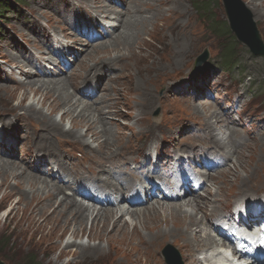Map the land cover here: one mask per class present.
Returning a JSON list of instances; mask_svg holds the SVG:
<instances>
[{
    "label": "rangeland",
    "instance_id": "1",
    "mask_svg": "<svg viewBox=\"0 0 264 264\" xmlns=\"http://www.w3.org/2000/svg\"><path fill=\"white\" fill-rule=\"evenodd\" d=\"M19 1L21 4L14 5V9H9L4 17H0V160H16L26 172L46 178L51 183L80 187V183L59 162H63L67 151L71 152L72 158H80L81 152L76 151L80 150L104 164L106 157L125 147L135 148L138 145L143 149L142 153L151 157L154 154L153 145L157 144L152 142L151 137L166 132L176 133V137L172 147L165 149L164 153L173 155L174 152H187L180 141L195 134L200 122L215 127V119L203 115L206 107L215 105L217 110L229 116L228 121L235 128L236 139L244 143L238 144L240 148L233 152L234 157L230 158L220 174L212 172L214 175L212 181L208 182V190L204 189L194 195L209 202L204 205L198 218L201 215L207 218L214 203L224 213L228 206L232 207L238 202V198L232 197L246 192L253 194V199L257 191L264 189V118L261 119L264 107L256 109L257 104L264 102V57L252 54L242 44L243 47L237 49L239 67L232 77L226 73L228 68L222 64L225 60L222 53L224 49L230 51L236 47L222 32L229 24L222 0H164V3H161L162 0H114V3L112 0H101L102 6L104 3L112 4L113 11L102 12L100 15L94 0ZM243 1L252 10L264 40V0ZM128 2L131 9L124 12ZM165 12L171 15L166 25L167 22L161 19V13ZM140 13L145 18L136 17ZM117 17H123L125 21H137L136 24L140 25L134 28L132 45L125 46L117 37L118 31L126 30L125 26L118 29L114 38H107L105 43H96L97 36H102L99 31L109 34L104 24L114 23ZM84 24L95 30L80 31L79 27ZM100 25L104 30H101ZM138 35L145 38L141 47L136 43ZM88 41L91 46H87ZM38 45L42 47L36 48ZM84 46L88 50L81 51L80 48ZM205 49L210 51V55L196 70V59ZM90 52L92 57L83 61L84 53ZM22 53L28 57H20ZM60 61L66 72L61 71L62 65L57 66L56 62ZM19 63L22 66L19 67ZM111 64H117L121 71L118 72ZM102 66L103 76L93 74L88 81L80 80ZM37 69L40 73L35 72ZM27 77L28 81L54 77L63 80L67 77L69 90L74 93L73 97L80 107L92 103L104 106L99 112L93 110V123L89 122L93 128L89 129L84 124L74 126L78 112L71 121L70 117L64 115V109L60 108L52 114V119L60 122L65 131L78 132L83 137L77 140L79 137L73 134L58 137L49 134L43 126V118L25 108L34 104L45 115H50L49 107L41 105L46 90L31 92L25 80ZM98 84L100 91L95 88ZM253 93L255 95L252 98ZM107 100H111L113 106L105 104ZM103 115L106 116L103 119L106 126L116 136L113 144L107 147L102 146V139L93 136L94 132L101 129L97 118ZM186 122L189 124L187 132H176ZM215 129L219 137L228 141L225 138L228 131H221L217 127ZM149 142L154 143L152 147H148ZM61 146L66 147V150ZM46 150L49 153L56 150L57 156H48ZM137 156L138 153H133L126 157ZM144 160L149 161L146 158ZM152 163L150 159L138 172H150L153 169ZM129 169L132 171L134 166L130 164ZM102 172L104 170H98V173ZM113 174L115 181V177L121 178L123 175L120 172ZM236 174L241 176L240 179H235ZM132 180L133 177H130L128 181L120 179V182L129 186ZM85 181L92 182V178ZM39 187L41 184L36 188ZM26 188L29 192L37 190H31L29 186ZM99 189L104 191V188ZM65 193L72 196L74 188L67 187ZM210 195L217 196L213 198ZM2 196L3 193H0V201ZM74 196L90 207L97 206L100 209L104 206L95 201L82 200L79 194ZM18 199L19 195L16 194L7 205L0 207V259L6 264H167L163 250L168 245L178 251L183 264H189L192 252L206 248L209 244L200 237L195 226L191 232L193 236L198 235L201 241L191 238V244L188 243L187 238L191 236L180 232L176 234V226L171 220L168 226L165 224L160 229L175 231V236L170 235L172 238L165 239L158 248L146 240L138 243L134 241L130 246L118 242L115 247H109L107 240L99 241L92 237L96 235V232L91 231L94 228V217L89 216L83 226L57 225L53 222L34 225L23 219V210L12 211ZM117 199L113 198L114 201ZM156 200L151 198L149 202L155 203ZM160 201L184 203V200ZM128 207L125 204L123 210L115 211L128 223L130 229L139 226L146 239L156 233L145 229L147 219L140 214L132 216L127 211ZM73 229L80 231L78 236L72 234ZM88 231L92 232V236ZM99 242L105 248V254L85 255L81 252V245L94 246Z\"/></svg>",
    "mask_w": 264,
    "mask_h": 264
},
{
    "label": "bare ground",
    "instance_id": "2",
    "mask_svg": "<svg viewBox=\"0 0 264 264\" xmlns=\"http://www.w3.org/2000/svg\"><path fill=\"white\" fill-rule=\"evenodd\" d=\"M129 1L131 2V0ZM93 2L96 7H99V10H97V13L99 15L102 12L110 13L111 11H113L112 4L104 3V5L102 6L100 5L101 0H94ZM111 2L114 3V0H112ZM161 3H164V0H162ZM130 6L131 4L129 3L128 7L126 8L124 12L130 11L131 9ZM255 7L253 6V8ZM136 17L145 18V16L141 13L137 14ZM170 18H171V15L169 13H166V12L161 13V19L167 22L165 23V25L169 24ZM136 22L130 21V20L125 21L123 17L121 18L117 17L116 21L114 23H111L110 26L106 28L109 31L108 36H104L105 34L103 33V31H99V33L102 34L104 39L98 37L95 39V42L98 43L102 41L100 43H103L104 41L105 43L107 38L108 39L114 38L115 33H117L118 29L121 28L122 26L123 27L125 26L126 30L121 31V32L118 31L119 33H117V37L119 36V38L122 40V43L125 46L126 45L130 46L132 45V42H133L132 37L135 31L134 28L135 27L139 28L138 26H140V25H137ZM79 28L81 29V27ZM67 37L69 36L67 35ZM138 39L139 40L136 42L137 46L139 47L143 46L145 38L142 35H138ZM88 45L91 46L92 44H90V42L88 41L87 46ZM96 45L93 44V46H96ZM41 47L42 46L38 45L36 48H41ZM80 50L86 51L88 49H86L84 46V47H81ZM94 50H96V48ZM91 54L92 52H90L89 54L84 53L83 57L85 58L83 59V61L86 58L90 57ZM20 57H24L26 59L28 55L22 53L20 54ZM56 63H57V66H61V65L63 66V68L61 67V71L66 72V68L62 61L56 62ZM111 65H113L114 69H116L118 72L121 71V68L117 66V64H111ZM20 66H22L21 63H19V67ZM102 67H99L98 69L94 68L95 70L93 69L94 71L90 72L91 74L81 77L80 80L88 81V79H90L93 74L94 75L101 74L103 76L104 66ZM35 72L40 73L38 72V69ZM63 72L61 73L59 72V73L62 74ZM25 80H27L26 83L30 87L29 90L31 92L37 93L38 91L40 92V90H46V94L44 95L42 99L41 105L49 107L50 115H45L42 112V110L36 107L34 104H30L26 106L25 108L28 109L31 113L35 115L36 114L39 115L41 119L43 118L44 128L48 131L49 134L52 133L56 137L60 135H68V134H73L79 137V138L76 137L77 140L83 137V135L78 132H72L71 130L65 131L60 122H57L54 119H52V114L56 112L58 109L60 108L64 109V115L67 117H70L71 121H73V119L76 118L74 116H75V113L78 112L76 113L78 116V119L75 121L74 126H77L78 124H84V125H87L89 129H92L93 125L89 124V122H91V120L93 119V110L99 112L102 110V108H104V106L102 105L95 106L93 103L83 105L82 107H80V104H77L78 101L75 100L73 97L74 93L69 90L70 83L67 77H64L63 80H59L54 77V78L47 79V80L42 79V80H34V81L33 80L28 81V77H27ZM80 80L78 81V84L80 83ZM58 81H61V82H58ZM95 88L97 89L99 88L98 90L100 91L101 90L100 84L96 85ZM73 91L75 92V88L73 89ZM110 102L111 100H107L104 103L105 104L109 103L108 106H113V104H110ZM203 115H205V117L207 116V117H211L215 119V124H216L215 127L214 125H210L207 122L206 123L200 122L199 127L197 129V131L198 130L199 131L196 134H190L183 141H180V144L187 146L189 151L193 154L191 157L194 159L198 156L199 161L201 163L207 162V159L203 160L204 157L206 156L205 155L206 152L199 156L197 155L198 151L199 150L209 151L210 147H214V149L217 151L228 153L230 155L229 157L231 158L234 157L233 152L237 150L238 148H240L238 144L243 143V142L240 140L238 141L236 139L237 137L236 131L234 127L230 125L228 121V117L221 114L217 110V107L213 105L212 107H206ZM104 118H106V116L104 115L101 116V118H97L98 122L101 124L100 126L101 129L99 130V132L98 131L94 132L95 135L93 136L96 137V139H99V140L102 139V146L105 145L107 147L108 145L113 144L116 136H113L112 130L108 127V125L106 126V123L103 120ZM188 125L189 124L186 122V124H184L181 127V129H179L176 132H179V133L187 132V129L189 128ZM216 127L219 128L221 131H224V132L228 131L227 132L228 135L225 137V138H228V141H226V139H223V137H219V134L215 132ZM175 134L176 133L161 132L158 135L151 137L152 142L160 143L161 146L157 147V152L160 155H164L165 147H172L173 143L175 142V137H176ZM141 140L142 139H138L137 141H141ZM152 142L148 143V147H152L153 145ZM61 148L66 150V147L61 146ZM77 151H80V150H77ZM142 151L143 149L139 147L138 145L135 148L125 147L121 151L115 153L114 155L106 157L107 160H106V163L104 164H103V161L102 162L97 161L96 159H94L93 157H90L88 154L82 151H80L82 153V156L80 158H72L71 152L67 151V154L65 158L63 159V162L59 161L61 165H64L63 167L65 171H67L69 174L74 176L76 179L84 180L87 178H92L94 182L97 181L98 185H101L104 187V189L110 191L111 195H104V194L99 195L101 201L104 203V206H101L100 209L97 206L90 207L89 205H86L85 203L80 202L75 198L74 195L79 194L82 196V200H88V201H93V202L94 200L97 201L96 198L94 197H91L94 200L89 199L90 196L82 193V190L79 187L70 186L68 184L61 185V184L54 183V182L51 183L47 181L46 178L43 179L41 176L26 172L21 166V164L18 163L16 160L2 159L0 160V193H3V196H2V200L0 201V207L7 205L9 200L13 196L18 194L19 199L13 205L12 211L18 212L20 210H23L24 212L23 219L31 222L34 225L36 224L46 225L44 223L53 222L57 225L62 223L63 225H68V226L73 225V224L83 226L89 216L94 217L93 218L94 228L91 231L96 232V235L94 234V236H92V232L88 231L89 235H91L93 238L99 241L107 240L109 247H113V246L115 247L116 243L118 242L121 243L122 245L130 246L134 243V241L138 243L143 240H146V241H149V244H151L153 247L158 248L165 241V239L171 237L170 235L175 236V231H176V234L180 232V234H184L185 236L186 235L191 236L190 238H187L188 243H190V240H192L191 238L199 241L200 238H198V235L195 234L193 236L191 232L193 230V226L197 227L196 231L197 233L201 235L200 237H202V239H205L210 244V245L208 244L207 247L209 248L214 247L216 244V239L211 234V232L206 230V228L207 229L213 228V226H210V220L214 212L218 210V205L212 207V209L209 211L207 215V218L205 217V215H201V218H198V215H200L202 210H204L203 209L204 205L207 204L208 201L205 199L203 200L202 198L199 199V197H195L192 195L187 196L185 198H182L179 196L176 197V198H181V199H174V197L169 199V200H184V203L183 202L180 203V201H177V203H170V202H165V201L161 202L159 199H157L155 203H152V202H149L151 193L147 191L145 193L146 197L144 199L141 198L142 199L141 202H140V198L135 199L134 201L128 202L127 198L129 196L128 193L130 191L131 185L126 186V185H123L119 181H114L113 179L114 174L112 173L122 172L123 176L121 178L125 180L129 179L128 174L136 176L135 171H128L127 165L134 163L136 165L134 169L137 170V169H140L141 167H144L148 161L145 163V160L139 157H126V156L133 154V153H138V155L141 156ZM47 155L56 157L57 156L56 150L51 151V153L47 151ZM169 156L170 154H167V158ZM166 161L167 159L163 161V163L165 164ZM169 161L170 160H168L166 164ZM95 167H98L97 173L95 172ZM98 170H104V172L98 173ZM223 170L224 169L219 170L218 174H220ZM260 171H263V169ZM213 175L214 174L212 173L208 174L209 181H212ZM234 176H235V179L237 180L240 179L241 177L239 174H236ZM40 184H41V187L37 189L36 187ZM92 184L97 186L96 183H92ZM27 186H29L31 190L32 189H37V190L29 192L26 188ZM67 187L74 188V194L72 196H69L65 193V189ZM263 192H264V189L261 191H257L254 195H259ZM152 195L153 194H151V196ZM240 195H242L243 197H246L245 199L246 202L247 201L250 202L249 201L250 199L248 198L249 197L251 198L253 194H248L246 192H243V193L236 195L235 197H239ZM112 197H117L121 199L120 201H114ZM125 204L129 205L128 209L127 208L125 209H127L128 212L130 211L129 213L132 216L134 215L136 216L137 214H140L141 216H143V218L147 219L146 221L147 223L144 225L145 229L154 231L156 233H154L153 235H150L149 238L146 239L144 237L145 235L143 236L142 234L143 232L141 231L139 226L138 227L134 226L133 229H130V226L128 225V223L124 221L123 219H121L122 217L118 216V212L115 211L116 209L123 210L124 209L123 205ZM136 205L139 207L141 206V207L140 208L134 207ZM187 207H191L192 209L189 210L187 209ZM250 207H252V205ZM104 208H107V209H104ZM171 220L174 221L173 224L176 226L174 233L173 231H168L166 229H165L166 231H164L160 229L165 224L168 226ZM203 221L205 222L202 223ZM110 226L112 227L111 230L109 229ZM214 231L218 234L216 230ZM79 233L80 231L78 229L72 230V234L74 235L78 236ZM80 249H81V252L85 255L86 254L88 255H92V254L101 255L102 254L103 255L106 252L105 248L102 247V244H100V242L99 244H96L94 246L81 245ZM199 250L200 249H196L194 252H192V255L190 258L191 262L189 264H202L201 259L197 258L196 256ZM221 254L222 252L220 251L216 252L215 254L216 260H221L222 258ZM224 261H225V264H233L232 261H228L225 258H224ZM211 262L213 261H208L207 263L212 264Z\"/></svg>",
    "mask_w": 264,
    "mask_h": 264
},
{
    "label": "water",
    "instance_id": "3",
    "mask_svg": "<svg viewBox=\"0 0 264 264\" xmlns=\"http://www.w3.org/2000/svg\"><path fill=\"white\" fill-rule=\"evenodd\" d=\"M228 16L230 19L231 29L236 34L237 38L249 45L262 46L260 44V33L256 29V24L250 20L251 16L248 14L245 6L240 0H223ZM258 48V47H257ZM260 52V51H259ZM169 264H182L180 257L177 260L171 258L170 253H165ZM0 264H5L0 260Z\"/></svg>",
    "mask_w": 264,
    "mask_h": 264
},
{
    "label": "trees",
    "instance_id": "4",
    "mask_svg": "<svg viewBox=\"0 0 264 264\" xmlns=\"http://www.w3.org/2000/svg\"><path fill=\"white\" fill-rule=\"evenodd\" d=\"M21 4L19 0H0V17H4L6 13H8L10 10L14 7V5ZM224 37L228 36L232 40V45L237 46V40L235 39V36L232 34V32L229 30L227 26H225L222 29ZM236 49L233 50H224V55L226 61H231L236 56ZM34 264V263H30Z\"/></svg>",
    "mask_w": 264,
    "mask_h": 264
}]
</instances>
